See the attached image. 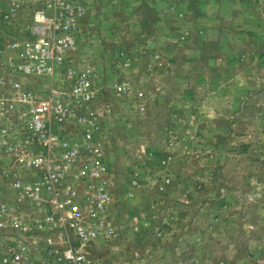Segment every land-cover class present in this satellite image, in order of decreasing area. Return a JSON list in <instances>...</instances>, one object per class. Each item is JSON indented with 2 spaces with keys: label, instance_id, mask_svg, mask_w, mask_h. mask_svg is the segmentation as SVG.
Segmentation results:
<instances>
[{
  "label": "rangeland",
  "instance_id": "1",
  "mask_svg": "<svg viewBox=\"0 0 264 264\" xmlns=\"http://www.w3.org/2000/svg\"><path fill=\"white\" fill-rule=\"evenodd\" d=\"M83 28L114 231L80 264H264V0H86Z\"/></svg>",
  "mask_w": 264,
  "mask_h": 264
},
{
  "label": "built area",
  "instance_id": "2",
  "mask_svg": "<svg viewBox=\"0 0 264 264\" xmlns=\"http://www.w3.org/2000/svg\"><path fill=\"white\" fill-rule=\"evenodd\" d=\"M86 0H0V19L21 24L0 44V248L3 262L80 264L110 201L96 141L95 71L68 62ZM69 235L78 239L75 246ZM59 237V245L53 242ZM67 239V240H66Z\"/></svg>",
  "mask_w": 264,
  "mask_h": 264
}]
</instances>
